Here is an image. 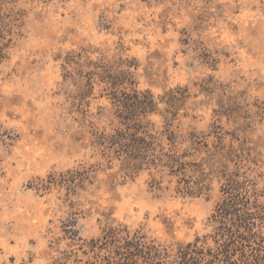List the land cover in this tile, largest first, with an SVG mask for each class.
<instances>
[{"label":"rangeland","instance_id":"374dc122","mask_svg":"<svg viewBox=\"0 0 264 264\" xmlns=\"http://www.w3.org/2000/svg\"><path fill=\"white\" fill-rule=\"evenodd\" d=\"M104 69L152 93L153 133L196 134L183 173L105 149ZM238 171L264 187V0H0V264L83 256L118 223L204 244Z\"/></svg>","mask_w":264,"mask_h":264},{"label":"trees","instance_id":"16d2710c","mask_svg":"<svg viewBox=\"0 0 264 264\" xmlns=\"http://www.w3.org/2000/svg\"><path fill=\"white\" fill-rule=\"evenodd\" d=\"M109 71L104 69V81L114 88L111 103L120 126L114 133L101 134L105 149L133 160L138 169L163 166L171 175L183 173L188 164L183 159L191 152L180 154L179 145L188 140L196 142V134L182 138L169 123L163 132L153 133L144 122L156 111L152 93L119 91L133 84L129 73L116 71L112 76ZM178 138L182 143L178 144ZM228 154L232 155V150ZM223 176V197L211 216L214 231L205 236L204 244L198 239L186 245H168L143 229L132 230L118 223L108 225L101 237L83 243L79 248L83 256L72 250L64 253L58 264H264V187L260 188L258 178H251L247 172H225ZM210 238L213 246H208Z\"/></svg>","mask_w":264,"mask_h":264}]
</instances>
